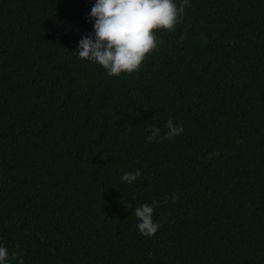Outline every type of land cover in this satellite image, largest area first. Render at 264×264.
Wrapping results in <instances>:
<instances>
[{"label": "trees", "instance_id": "obj_1", "mask_svg": "<svg viewBox=\"0 0 264 264\" xmlns=\"http://www.w3.org/2000/svg\"><path fill=\"white\" fill-rule=\"evenodd\" d=\"M94 3L0 0L9 259L264 264V0H189L175 31L157 32V50L121 77L72 53L93 32ZM168 120L183 132L147 142ZM154 200L160 227L142 236L134 209Z\"/></svg>", "mask_w": 264, "mask_h": 264}, {"label": "clouds", "instance_id": "obj_2", "mask_svg": "<svg viewBox=\"0 0 264 264\" xmlns=\"http://www.w3.org/2000/svg\"><path fill=\"white\" fill-rule=\"evenodd\" d=\"M188 4L189 0L179 3L176 0H95L89 13L93 32L83 36L78 43V53H72L78 59L98 64L109 77L131 75L139 71L146 58L162 43L157 32L175 31ZM166 129L163 135L159 127L148 129L151 134L146 137L147 142L151 143L157 137L172 139L183 132L182 125L174 124L172 120L166 122ZM140 176L139 170L125 172L121 180L130 185ZM177 199L175 194L171 196L173 203ZM158 206L159 201L154 200L134 209L142 236H153L158 231L160 224L153 220L154 209ZM12 261L24 264L23 253L13 252L9 259L8 249L0 245V264H12Z\"/></svg>", "mask_w": 264, "mask_h": 264}]
</instances>
